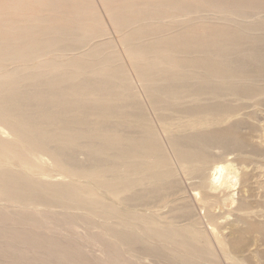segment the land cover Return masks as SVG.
Segmentation results:
<instances>
[{
  "label": "bare ground",
  "instance_id": "6f19581e",
  "mask_svg": "<svg viewBox=\"0 0 264 264\" xmlns=\"http://www.w3.org/2000/svg\"><path fill=\"white\" fill-rule=\"evenodd\" d=\"M52 1L0 0V200L7 203L0 204V264H126L115 256L119 243L177 264H264L263 238L231 245L243 224L264 226V206L254 209L264 205V123L240 135L249 114L264 112V53L256 50L264 22L239 35L171 32L155 43L132 42L125 51L134 82L112 68L110 55L79 50L83 19L50 25ZM206 1L264 11V0ZM107 10L114 11L113 0ZM67 42L78 45L64 50ZM245 44L250 49L239 50ZM249 106L258 109L243 114ZM191 198L206 222H198ZM221 201L236 204L235 212L213 223ZM37 202L101 218L98 234L115 238L114 249L98 236L103 257H86L77 242L37 226L25 208ZM242 252L261 258L250 262Z\"/></svg>",
  "mask_w": 264,
  "mask_h": 264
},
{
  "label": "rangeland",
  "instance_id": "374dc122",
  "mask_svg": "<svg viewBox=\"0 0 264 264\" xmlns=\"http://www.w3.org/2000/svg\"><path fill=\"white\" fill-rule=\"evenodd\" d=\"M98 1H101V2L99 3ZM158 1L159 0H139L138 4H134L133 6H126L125 0H113L114 11L108 12L107 9L110 7L111 0H53L52 3L50 4V7L53 10L47 14L48 18L46 19L48 20V23H50V25H67V26H71L70 23H71V19L74 18L73 16H78L79 18L83 19L84 24H85V27L83 28V30L86 35V39L83 42L86 46L79 50H90V49L101 50L102 54L110 55V57L114 59V61L112 62V68H117V67L122 68L129 75V77L132 78L134 82H136L137 80L136 72L132 69L133 63H130V60L128 59V56L126 55V51H125L126 48L132 42L141 41V42H146L147 44H151L150 42L155 43V41H158V40L160 41V39L163 38L164 36H170L171 32H172V35H180L181 33L186 36H193V35L201 36L202 34L204 35L208 33L216 34L219 32L224 33V35L225 34L226 35L228 34L229 35H233V34L239 35V34H242L244 30L247 31L250 28L254 27V25L261 26L262 23L264 22V20H262V18L264 19L263 8L262 9L261 8L260 9L258 8L250 9L248 7V8H245V10L240 9L241 11H229L228 9H224V8L220 9L217 7H213V5L209 4L206 0H183V1H180V4H178L179 0H171V1L165 0L163 2L162 1L158 2ZM174 1H177V2L175 3ZM160 2H162L163 4ZM171 6L173 8H171ZM175 6L176 7L179 6L178 10ZM38 8L40 7L38 6ZM186 8H187V11H186ZM243 10L245 12H243ZM254 10L255 12L253 13ZM247 11H250V12H247ZM241 12L243 14H241ZM246 14H249V16L248 15L246 16ZM242 19L245 21L248 19L247 21L249 22L247 21L244 22ZM168 23L172 25L170 26L168 25ZM239 27L241 28V31ZM180 29L181 30L184 29V30L181 31ZM262 29H263V26H262ZM173 31L174 32L176 31V32L174 33ZM247 44H245V47L246 48L248 47L247 49L243 45L241 46L243 49L240 47L239 50L240 49L242 51L249 50L250 47ZM75 45H78V43L71 45V42H67L64 46H62L61 44V48L65 47L64 50H70V48L74 47ZM256 50L257 52H260L261 54H263L264 45L256 47ZM63 52L65 53V51H62L61 53ZM76 52L77 51H74L73 53H76ZM134 90L136 89L134 88ZM234 103L238 105L239 101H234ZM257 109H258V106H251V107L249 106V108L247 109L245 108L242 109V113L243 111L246 114L251 113L253 112V110L256 111ZM263 113L264 112H261V114L260 113L259 114H254V113L249 114L252 118L246 117L245 118L246 121L243 120L242 125H244L247 129L243 127L242 129L243 133H240V135H243L244 132H250V133L257 132L259 122L264 123ZM255 117L257 118L254 119ZM247 121H249V123H247ZM261 160L262 162H264V159H261ZM48 173L50 175L51 174L55 175L54 171L53 172L48 171ZM179 175L182 181L184 182L185 186H188V183H190V181L185 180L186 178L183 172L179 171ZM53 178L61 179L62 175L56 173V175ZM262 179H264V176L262 177ZM186 188L188 190L186 194L189 196L192 195V197H194L195 196L194 193L196 191L190 189L189 187H186ZM191 201L193 204H195L194 211H195L198 222L200 221V219L201 221L206 222L205 221L206 218L204 220V215L206 214L202 213L204 208H202L201 202L198 204L192 198H191ZM0 204H7V203L5 200H0ZM256 204H260L262 206L255 207L254 209H262L264 206L262 203H256ZM19 207L22 208L25 206L20 205ZM25 208L29 209V211H32V212H28L30 215L38 218L37 226L44 225L46 229H49L54 234H56V237H58L59 239L69 240L74 243L77 242L78 244L76 243V245H78L80 249L82 248L81 251H84V250L86 251L84 253L86 257H95V258L101 257V256L103 257L104 248L102 245V240H100V238L102 239L104 237L100 234H102L104 230L101 225L103 221L101 218H98L96 215H93V214L90 215V213H87L90 215L87 218L85 209L75 208V207L68 208L66 205H61L58 202L49 203L48 205H44L41 202H37L36 204L35 203L29 204ZM136 208L140 209L139 206ZM167 209L168 208H163V209H160V211L165 212V211H168ZM235 209H236V204H231V201H226L225 203L221 201L217 203L215 206L212 207V212L215 213V215H217V218L214 219L212 222L217 223L218 221L225 220L226 217L218 218V215L223 213L224 216H228L227 212L233 213V211L235 212ZM64 210H66V212ZM71 210L73 212H71ZM40 212L42 214H39ZM62 213L69 214V216L64 215L65 216L64 217ZM91 216L93 217L95 216V217L93 218ZM84 218H86L87 220ZM229 218L230 220H232L233 215H230ZM181 223L183 224L184 222H181ZM203 225H205V223L201 224V226ZM242 226H243L242 229L240 228L241 230L237 231V237L234 240H232V244H231L232 246H238L242 243L244 244L248 242L249 240H253L254 238L264 239V237L261 236V234H264L263 224L256 222V221H250L249 224L246 223L245 225L243 224ZM52 227L54 231L52 230ZM58 228H60L61 230ZM88 230H90L92 234L90 235L87 234L88 235L87 236L85 231H88ZM83 234H85L86 236ZM73 235H76V236L74 237ZM77 236L78 238L76 239ZM98 236L100 238H98ZM74 240H78V241H74ZM104 240L108 242L107 244H109L111 248H112V245L114 246V244H116L115 238H107V239L104 238ZM94 241H97L98 243ZM79 242L82 244L79 245ZM261 242L263 241H260L259 243ZM154 243L155 244L158 243L160 247L164 245V243H160L156 241H154ZM118 247L119 249L120 248L121 249L114 250V252H115V256L121 259L120 262H122V258H126V259H123L124 262L122 263H126V264L128 263L129 264H177L175 260L171 258H169L168 260L166 259L165 256L161 254H155V253L154 254L149 253L150 255H148V252H145L140 247H135L130 244L123 245L119 243ZM113 249L114 248H112V250ZM118 254H120V256ZM260 255H261L260 253L249 255L246 252H242L238 254L239 257L243 256L250 262L258 261ZM128 257L130 259L129 261L131 262L129 261L127 262ZM158 257H160L161 259ZM227 263L230 264V261Z\"/></svg>",
  "mask_w": 264,
  "mask_h": 264
}]
</instances>
